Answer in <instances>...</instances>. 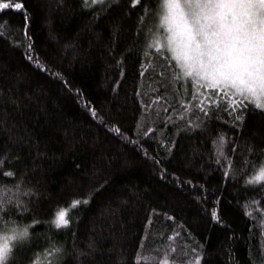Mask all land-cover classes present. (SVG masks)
I'll return each instance as SVG.
<instances>
[{
    "label": "trees",
    "instance_id": "obj_1",
    "mask_svg": "<svg viewBox=\"0 0 264 264\" xmlns=\"http://www.w3.org/2000/svg\"><path fill=\"white\" fill-rule=\"evenodd\" d=\"M109 2L110 10L93 20L96 9H83L82 0H63V3L24 0L31 14L30 34L36 52L52 68L61 71L73 89L81 90V99L61 81L28 62L23 47L10 44L11 39L23 43L22 13L14 9L0 13V24L6 22L8 30V39L0 37V89H3L0 99L4 101L0 103V119L7 113L4 124L0 125V155L10 149L9 160L18 156V160L5 163L4 168L14 169L19 177L27 165L24 183L34 185L39 193L26 198L32 200L30 212L13 213L12 218L17 225L28 223L33 216L42 221L30 229L31 244L15 247L6 264H51L55 257H49L44 250L50 251L52 244H63L71 251L73 233L78 247L85 248L91 237L102 250L96 253L94 261L85 260L84 264H117L118 256L124 257L123 264H134L138 248L159 254V249L172 244L175 252L169 247L170 256L175 264H183L187 259L185 251L190 254L186 242L191 247L205 245L202 264H264V184L243 187V177L252 171L251 162L258 164L264 159L258 152H247V145L264 148V111L249 108L240 128L231 123L232 116L223 100L213 106L207 119L198 109L186 113L194 121L199 117L204 122L209 131L202 132L199 128L189 131L184 121L175 117L171 123L165 121L163 101L142 110L141 100L147 105L152 103L154 95L165 92L167 105L178 108L179 99H191L190 81L189 95H177L167 65L165 74L160 75L159 66L165 62L158 56L153 58L154 67H147L141 77L140 51L145 45V35L141 31L136 36L141 8L127 15L129 0ZM156 7L153 0V8ZM155 19L149 13L144 23L147 25ZM117 25V35L113 37ZM113 41L114 52L110 54L108 49L113 47ZM121 53L126 59L118 67L116 60ZM182 84L183 81H178L176 87ZM138 88L140 96L136 94ZM9 94L20 98L19 111L7 103ZM82 99L90 101L107 121L118 124L134 138L139 132L141 144L158 155L169 172L176 171L182 178L204 184L209 202L205 205L195 201L191 188L177 187L171 176L162 179L153 162L95 120L83 107ZM138 121L142 128H138ZM147 127H153V133L145 137L142 133ZM26 129L40 141L46 156L33 160L35 150L19 140L21 136L28 138ZM220 132L239 141L234 167H245V156L249 161L246 172L235 182L229 180L226 184L222 169L213 157L212 140ZM162 139L175 140L173 155L166 160V152L160 148ZM227 151L232 154L231 143ZM0 181L9 185L15 182L2 173ZM103 181L107 184L88 205L70 211L72 224L68 229L56 230L43 222L49 221L59 206H68L73 197ZM200 191L197 186V194ZM214 191L216 195L223 193L224 224L213 222L205 211L213 206ZM245 201L249 202L247 209L242 207ZM152 209L157 212L149 222ZM164 212L175 216V221L160 214ZM17 225L0 222V232L10 233ZM173 230L180 235L169 241ZM58 264H77V261L74 256L66 255Z\"/></svg>",
    "mask_w": 264,
    "mask_h": 264
},
{
    "label": "snow or ice",
    "instance_id": "obj_2",
    "mask_svg": "<svg viewBox=\"0 0 264 264\" xmlns=\"http://www.w3.org/2000/svg\"><path fill=\"white\" fill-rule=\"evenodd\" d=\"M155 2L157 7L153 8V0H129L128 11L126 12L127 15H130L132 11L141 8V15L137 17L136 23V36L138 37L141 31L145 35V45L140 51V76H144V70L147 67H154V57H162L165 63L159 66L160 75L165 74L167 65L171 72L170 80L177 95H189L187 85L190 81L191 99H179V107L177 108L167 105V92L158 93L151 98L152 103L146 105L141 100L142 110L151 109L154 104L163 101L162 111L165 113V121L171 123L172 118L175 117L177 120H183L185 128L189 131L199 128L202 132L209 131L207 127L203 126L204 122L200 121L199 117L194 121L190 115L186 116V113L198 109L207 119L213 106L219 105L220 101L223 100L227 104L229 115L232 116L231 123L240 128L249 108L253 111H264V0H155ZM60 3H63V0H60ZM82 7L85 10L96 9L92 13L93 20H96L110 10L111 4L109 0H82ZM9 9L22 13L24 38L23 43L20 40L11 39L10 44L23 47V55L28 62L34 65L37 70L46 72L61 81L66 88L75 93L78 99H81V90L73 89L63 73L52 68L36 52L30 34L31 14L25 7L24 0H0V13ZM149 13H152L156 19L146 25L144 22ZM5 24H0V37L8 39V30L5 28ZM118 27L117 25L113 29V37L117 35ZM114 46L115 41H113V47L108 49L110 54L114 52ZM65 47H71V45ZM125 59V54L121 53L120 58L116 60L117 66H121ZM120 71L121 74L124 73L122 67H120ZM17 75L19 76V74ZM178 81H183L184 84L176 87ZM136 94L140 96L139 88L136 90ZM2 96L3 89H0V97ZM0 103H4V101L0 99ZM7 103L15 105L17 111L20 110L21 100L18 96L9 94ZM82 105L108 131L120 138L122 142L137 147L146 159H150L158 168L162 179L167 180L171 176L172 182L177 187L184 189L185 186H188L191 188L195 201L205 205L209 202L207 199L208 190L205 185L200 181L194 183L191 178H182L176 171L169 172L158 155H154L144 148L139 139V132L134 138L123 131L118 124L107 121L87 99H82ZM169 107H172L171 113H169ZM141 115H143V111ZM6 118L7 113L5 112L4 119H0V125L4 124ZM137 126L138 128L143 127L139 121ZM150 133H153V127H147V130L143 131L142 134L147 137ZM27 136V139L21 136L19 140L28 145L30 150H35L33 160L36 157L46 156L47 152L40 148V141L30 131H27ZM229 143L232 145L231 155L227 151ZM212 144L214 146V162L219 169H222L224 183L226 184L229 180L235 182L242 173L246 172L249 165L248 157L245 156L243 158L245 167H234V157L237 154L239 141L231 140L226 137L224 132H220L218 137L212 140ZM160 148L166 152L164 157L166 160L173 155L175 140L169 142L162 139ZM10 151L7 149L0 155V173L5 178H12L15 181L10 185L0 181V222H10L17 225L12 214L24 215L30 212L32 200L26 198L38 196L39 193L34 185L24 183L27 165L19 177H17L14 169L4 168L5 163H12L19 159L18 156H14L9 160ZM247 152H258L259 156L264 157V148L257 149L254 145H247ZM251 167V173L243 177L245 189L264 184V159H261L258 164L251 162ZM106 184L107 181L97 182L88 192L73 197L68 202V206H59L54 216L49 221L43 222L56 230L68 229L72 224L70 211L88 205L95 194L101 191ZM197 186L202 190L199 194H197ZM213 195L215 196V199L211 201L213 206L211 209L205 208V211L210 215L213 222L224 224L223 213L226 210L221 207L223 193L216 195L214 191ZM248 206V201L242 205L244 209H247ZM156 212V209H152L149 222ZM160 214L168 220L175 221V216L169 213ZM246 214L250 213L246 212ZM39 223L42 221L33 216L28 223L13 227L10 233L0 232V264H6L9 261L14 254L15 247L31 244L30 229ZM179 235L180 233L173 230L168 236V240L172 241L174 237ZM189 235L191 236L190 232ZM73 237L74 242L71 251L63 244H52L50 251L49 249L44 250L49 257H55L51 264H58L59 259L66 255L74 256L77 264H84L85 260L94 261L96 253L102 251L91 237L86 242L85 248L77 246L75 233H73ZM141 239L143 243L144 238ZM192 239L195 238L192 237ZM169 247L172 252H175L174 244L159 249V254L152 250L145 253L142 247L138 248L134 257V264H175L174 259L169 254ZM186 247L190 249V254L185 251L184 255L187 259L183 264H202L205 245L200 243L196 247H191L186 242ZM123 261L124 257L118 256L117 264H123Z\"/></svg>",
    "mask_w": 264,
    "mask_h": 264
}]
</instances>
